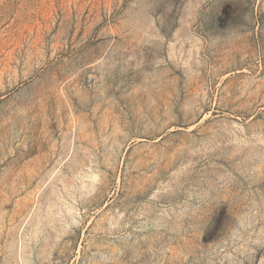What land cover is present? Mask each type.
Masks as SVG:
<instances>
[{"label":"rangeland","instance_id":"rangeland-1","mask_svg":"<svg viewBox=\"0 0 264 264\" xmlns=\"http://www.w3.org/2000/svg\"><path fill=\"white\" fill-rule=\"evenodd\" d=\"M0 264H264V0H0Z\"/></svg>","mask_w":264,"mask_h":264}]
</instances>
